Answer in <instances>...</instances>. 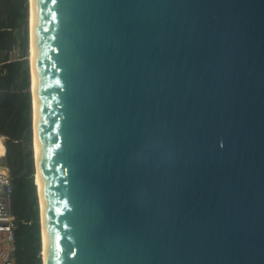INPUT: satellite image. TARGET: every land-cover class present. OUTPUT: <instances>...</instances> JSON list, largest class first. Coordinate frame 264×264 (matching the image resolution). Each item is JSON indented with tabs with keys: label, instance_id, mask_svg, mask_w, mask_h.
Listing matches in <instances>:
<instances>
[{
	"label": "water",
	"instance_id": "obj_1",
	"mask_svg": "<svg viewBox=\"0 0 264 264\" xmlns=\"http://www.w3.org/2000/svg\"><path fill=\"white\" fill-rule=\"evenodd\" d=\"M35 43L48 264H264V0H35Z\"/></svg>",
	"mask_w": 264,
	"mask_h": 264
},
{
	"label": "trees",
	"instance_id": "obj_2",
	"mask_svg": "<svg viewBox=\"0 0 264 264\" xmlns=\"http://www.w3.org/2000/svg\"><path fill=\"white\" fill-rule=\"evenodd\" d=\"M29 0H0V164L9 167L16 264H43L40 206L32 149ZM18 51L16 56L12 52ZM30 53V52H29Z\"/></svg>",
	"mask_w": 264,
	"mask_h": 264
},
{
	"label": "bare ground",
	"instance_id": "obj_3",
	"mask_svg": "<svg viewBox=\"0 0 264 264\" xmlns=\"http://www.w3.org/2000/svg\"><path fill=\"white\" fill-rule=\"evenodd\" d=\"M30 8V43H29V58H30V77H31V91H32V105H33V149L34 158L36 163V182L39 193L40 212L42 218V255L44 264H48V251H47V236H46V225H45V214L43 204V193H42V182H41V171H40V153H39V133H38V107H37V72H36V43H35V0H29ZM2 140L0 138V144Z\"/></svg>",
	"mask_w": 264,
	"mask_h": 264
},
{
	"label": "built area",
	"instance_id": "obj_4",
	"mask_svg": "<svg viewBox=\"0 0 264 264\" xmlns=\"http://www.w3.org/2000/svg\"><path fill=\"white\" fill-rule=\"evenodd\" d=\"M11 179L9 167L0 164V264H16L14 216L11 211Z\"/></svg>",
	"mask_w": 264,
	"mask_h": 264
},
{
	"label": "rangeland",
	"instance_id": "obj_5",
	"mask_svg": "<svg viewBox=\"0 0 264 264\" xmlns=\"http://www.w3.org/2000/svg\"><path fill=\"white\" fill-rule=\"evenodd\" d=\"M29 10H30V8H29ZM29 14H30V11H29ZM29 21H30V15H29ZM28 27H29V25H28ZM29 37H30V29H29ZM12 54H13V56H16L18 54V51L17 50H14L12 52ZM28 60H29V65H30L29 48H28ZM31 93H32V91H31ZM4 139H5V136H3V137L1 136L2 142L4 141ZM32 142H33V140H32ZM32 149H33V144H32Z\"/></svg>",
	"mask_w": 264,
	"mask_h": 264
},
{
	"label": "crops",
	"instance_id": "obj_6",
	"mask_svg": "<svg viewBox=\"0 0 264 264\" xmlns=\"http://www.w3.org/2000/svg\"><path fill=\"white\" fill-rule=\"evenodd\" d=\"M3 137V136H2ZM3 146H4V153H5V145H4V141H3Z\"/></svg>",
	"mask_w": 264,
	"mask_h": 264
}]
</instances>
